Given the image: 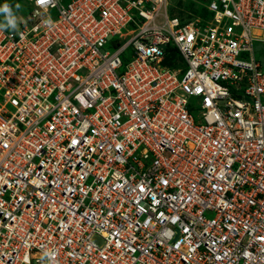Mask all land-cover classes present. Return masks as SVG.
I'll return each instance as SVG.
<instances>
[{
    "label": "built area",
    "instance_id": "1",
    "mask_svg": "<svg viewBox=\"0 0 264 264\" xmlns=\"http://www.w3.org/2000/svg\"><path fill=\"white\" fill-rule=\"evenodd\" d=\"M30 2L0 28V264H264V0Z\"/></svg>",
    "mask_w": 264,
    "mask_h": 264
},
{
    "label": "rangeland",
    "instance_id": "2",
    "mask_svg": "<svg viewBox=\"0 0 264 264\" xmlns=\"http://www.w3.org/2000/svg\"><path fill=\"white\" fill-rule=\"evenodd\" d=\"M208 1L209 0H173L172 9L174 12H176L175 14L179 16H184L186 12H193L196 14V12L199 11H202V14L204 15L205 12L203 9H205L204 6L208 3ZM30 3V0H0V7H3L5 4L9 5V7L12 9V14L16 19V26H18L23 20H26L29 17L31 13ZM17 5H19V8H17ZM181 11H183L184 13H182ZM53 15L56 16V11H53ZM159 21V23L162 22V20ZM0 25L9 27L7 25L4 13H0ZM107 50L111 49L105 48V51ZM182 77L183 76H181V78Z\"/></svg>",
    "mask_w": 264,
    "mask_h": 264
},
{
    "label": "clouds",
    "instance_id": "3",
    "mask_svg": "<svg viewBox=\"0 0 264 264\" xmlns=\"http://www.w3.org/2000/svg\"><path fill=\"white\" fill-rule=\"evenodd\" d=\"M38 3H43V0H38ZM17 8H19V5H17ZM0 13L5 14V18L7 21V25L13 29L16 28V19L12 14V9L9 7V5L5 4L3 7H0ZM4 25H0V28H3Z\"/></svg>",
    "mask_w": 264,
    "mask_h": 264
},
{
    "label": "trees",
    "instance_id": "4",
    "mask_svg": "<svg viewBox=\"0 0 264 264\" xmlns=\"http://www.w3.org/2000/svg\"><path fill=\"white\" fill-rule=\"evenodd\" d=\"M205 8V7H204ZM179 9V8H178ZM204 10V12H205V14L203 15L202 14V11H199V12H196V14L195 13H193V12H191V13H193V14H195V15H201V16H205V17H207L208 16V12H207V9L205 8V9H203ZM174 12V11H173ZM182 13H184L183 11H181ZM176 13V12H175ZM182 17V16H181Z\"/></svg>",
    "mask_w": 264,
    "mask_h": 264
}]
</instances>
